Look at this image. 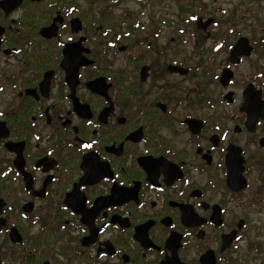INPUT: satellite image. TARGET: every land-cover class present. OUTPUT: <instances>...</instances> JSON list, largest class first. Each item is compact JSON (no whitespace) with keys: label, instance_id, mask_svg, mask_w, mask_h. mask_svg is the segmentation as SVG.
<instances>
[{"label":"flooded vegetation","instance_id":"af4514ba","mask_svg":"<svg viewBox=\"0 0 264 264\" xmlns=\"http://www.w3.org/2000/svg\"><path fill=\"white\" fill-rule=\"evenodd\" d=\"M222 1L0 0V264L264 262V0Z\"/></svg>","mask_w":264,"mask_h":264},{"label":"water","instance_id":"95a60500","mask_svg":"<svg viewBox=\"0 0 264 264\" xmlns=\"http://www.w3.org/2000/svg\"><path fill=\"white\" fill-rule=\"evenodd\" d=\"M67 61H68V65L66 69H67L68 78L69 79L76 78L77 68L79 67L80 63L76 62V59H72V58H68ZM252 99L254 100V102L252 101ZM246 101L247 102L244 105V110L248 112L247 125L250 126V124H252V126H254L258 118L263 116V100L258 91L252 92L251 90H249L247 92ZM234 177H235L234 172L229 171L228 184L230 186L238 182V180H236V177L235 178Z\"/></svg>","mask_w":264,"mask_h":264},{"label":"rangeland","instance_id":"374dc122","mask_svg":"<svg viewBox=\"0 0 264 264\" xmlns=\"http://www.w3.org/2000/svg\"><path fill=\"white\" fill-rule=\"evenodd\" d=\"M218 2L223 3L222 0H218ZM234 3H236V2L235 1L232 2V4H234ZM243 3H249V2H243ZM263 3H264V1H263ZM227 4H231V3L230 2H227ZM244 6H247L248 7L249 5L244 4ZM262 6H263V4H262ZM151 12L154 13L155 10L147 9L146 12L145 11H140L137 14L140 17V19H143V17L145 19V18H147V15L149 13H151ZM135 13L136 12H134V15H135ZM145 13H146V16H145ZM248 14H249V16L252 15V14H258L259 15L258 16V20H256L255 24L258 25V26H264V10L261 9V11L259 13H255L253 11H250ZM246 18H247V16H246ZM258 28H259V31L260 32L264 33V29L263 30H260V27H258ZM142 33H143V31L142 32L139 31V34L138 35H141ZM140 50H143V45L141 47H136V51H140ZM253 151L255 152L256 156H257V152H259L258 154H260V155L261 154H264V150H261V149H258V151L257 150H253ZM255 168H256V166L255 165H252V169L251 170H252V173L253 174H252V177H251V182H254L255 181L254 180ZM252 220L251 221H252L253 224L257 223V228L252 227V223H251V225H250L251 228H250V231L248 232V238L251 239V238H255V237H259L260 236V239H264V212H262L260 214L258 213L255 218L253 216ZM259 256H260V259H259V261H260L261 258H262V254L257 255V259L259 258ZM259 261H257V262H259ZM255 264H257V263H255ZM261 264H264V262H262Z\"/></svg>","mask_w":264,"mask_h":264},{"label":"trees","instance_id":"16d2710c","mask_svg":"<svg viewBox=\"0 0 264 264\" xmlns=\"http://www.w3.org/2000/svg\"><path fill=\"white\" fill-rule=\"evenodd\" d=\"M263 261H264V258H263Z\"/></svg>","mask_w":264,"mask_h":264}]
</instances>
